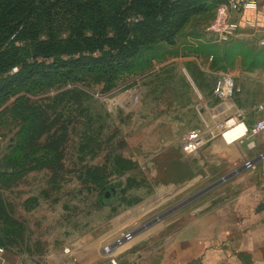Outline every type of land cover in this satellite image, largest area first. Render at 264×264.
<instances>
[{"label": "rangeland", "instance_id": "1", "mask_svg": "<svg viewBox=\"0 0 264 264\" xmlns=\"http://www.w3.org/2000/svg\"><path fill=\"white\" fill-rule=\"evenodd\" d=\"M202 3L204 11L190 16L174 42L157 46L152 64L123 73L111 90L92 77L0 99V264H88L82 258L97 242L117 262L113 252L125 234L166 225L200 199L220 198V186L238 175L235 169L221 183L210 179L171 196L152 174V153L124 142L140 129L132 120L153 113L150 102L174 104L188 94L208 115L207 138H223L221 117L211 116L221 101L217 78L264 79V36L226 35L228 1ZM114 96L121 104H112ZM262 159L259 153L253 162ZM115 231L129 232L99 240Z\"/></svg>", "mask_w": 264, "mask_h": 264}, {"label": "crops", "instance_id": "2", "mask_svg": "<svg viewBox=\"0 0 264 264\" xmlns=\"http://www.w3.org/2000/svg\"><path fill=\"white\" fill-rule=\"evenodd\" d=\"M227 22L238 25L237 36H264V0H239L230 5ZM236 83L234 103L246 124L252 126L258 117L256 106L264 99V79L244 76ZM189 95L174 104L150 102L153 113L134 118L130 126L140 129L124 142L152 153V174L158 177V185L168 186L171 196L196 185L205 186L210 179L220 181L235 169H240L238 175L220 186V198L200 199L197 208H188L166 225L145 230L116 247L117 262L106 258L101 242L92 244L82 258L88 264H264V159L256 160L254 167H245L246 160L264 152V139L259 135L237 139L244 130H230L233 126L224 138L210 137L197 152L185 154L182 136L193 127H205L202 123L206 124L208 117ZM211 116L225 117L221 103ZM179 220H183L181 226L169 229L167 225ZM126 232L100 234L99 240L115 239Z\"/></svg>", "mask_w": 264, "mask_h": 264}, {"label": "trees", "instance_id": "3", "mask_svg": "<svg viewBox=\"0 0 264 264\" xmlns=\"http://www.w3.org/2000/svg\"><path fill=\"white\" fill-rule=\"evenodd\" d=\"M202 1L0 0V99L92 77L111 90L123 73L152 64Z\"/></svg>", "mask_w": 264, "mask_h": 264}, {"label": "built area", "instance_id": "4", "mask_svg": "<svg viewBox=\"0 0 264 264\" xmlns=\"http://www.w3.org/2000/svg\"><path fill=\"white\" fill-rule=\"evenodd\" d=\"M230 5H236L239 0H227ZM247 0H243L246 2ZM238 25L233 22H226L222 27L223 32L226 35L236 33ZM215 88L217 94L220 98V103L222 106V113L225 115L223 119H221L218 124L219 130L221 131V135L223 138L225 137V132L229 127H233L237 124L245 125V133L238 137L239 138H250L251 135H259L262 139H264V99L256 106V113L258 117L256 118L254 124L252 126H248L246 122L242 118L241 109L237 108L233 98L237 92V83L236 78L231 74H221L216 82ZM126 97V95L124 96ZM132 99V98H126ZM125 99V101H126ZM120 100V101H119ZM123 100L122 97L118 99V97L114 96L112 98V104L114 106L121 104ZM234 112V114L232 113ZM225 119V120H224ZM223 120V121H222ZM209 132L206 131V128L203 126H196L188 130L181 138L180 145L181 149L185 154H193L197 152L200 148H202L208 141L207 135ZM210 133L214 132L211 130ZM251 148H255V142H251ZM261 154V153H260ZM246 168L254 167L253 160H246L245 162ZM133 238V234L131 232L125 234V240H131ZM5 252L4 247L0 246V256H2ZM2 264H10L6 261L2 262Z\"/></svg>", "mask_w": 264, "mask_h": 264}, {"label": "bare ground", "instance_id": "5", "mask_svg": "<svg viewBox=\"0 0 264 264\" xmlns=\"http://www.w3.org/2000/svg\"><path fill=\"white\" fill-rule=\"evenodd\" d=\"M237 127H240L241 129H243V130H244V131H243V133H242V134H240L239 136L243 135V134L245 133V130H246V128H245V125H244V124H237V125H235L233 128H231L230 130H233V129L237 128ZM226 132H227V131H226ZM239 136H237V137H239ZM237 137H235L234 139H236ZM234 139H232V140H234Z\"/></svg>", "mask_w": 264, "mask_h": 264}, {"label": "water", "instance_id": "6", "mask_svg": "<svg viewBox=\"0 0 264 264\" xmlns=\"http://www.w3.org/2000/svg\"><path fill=\"white\" fill-rule=\"evenodd\" d=\"M262 157H264V153L260 154ZM239 172V171H238ZM222 179L219 181V183H221Z\"/></svg>", "mask_w": 264, "mask_h": 264}]
</instances>
